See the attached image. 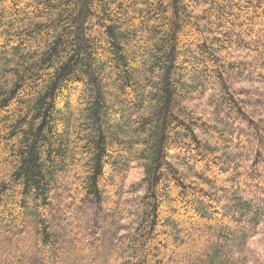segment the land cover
I'll list each match as a JSON object with an SVG mask.
<instances>
[{
	"label": "trees",
	"instance_id": "trees-1",
	"mask_svg": "<svg viewBox=\"0 0 264 264\" xmlns=\"http://www.w3.org/2000/svg\"><path fill=\"white\" fill-rule=\"evenodd\" d=\"M249 69L264 83V0H0V264H250Z\"/></svg>",
	"mask_w": 264,
	"mask_h": 264
},
{
	"label": "rangeland",
	"instance_id": "rangeland-1",
	"mask_svg": "<svg viewBox=\"0 0 264 264\" xmlns=\"http://www.w3.org/2000/svg\"><path fill=\"white\" fill-rule=\"evenodd\" d=\"M251 69L248 70V73L245 75V81L237 83L236 87H243L248 85L250 81H253L256 85L257 90L262 91L264 90V83L259 84L258 83V78L257 75L250 74L256 73L255 71H250ZM249 77V78H248ZM215 90H217L215 88ZM217 103V96H213L211 92H207L206 96L198 101L193 102L192 107L198 112V113H207V114H213L214 113V106ZM260 110L262 111V115L264 116V107H260ZM141 172L138 168H133L130 172L129 180L127 182V189L130 190V194L128 196L132 197L135 195V190L139 184V180L141 177ZM227 189L234 188L235 185L232 183L228 184ZM133 188V189H132ZM259 207L264 208V200H260L258 202ZM89 208H91V205H88ZM91 211L94 213L96 212L95 207L91 208ZM263 220H264V216ZM93 220H97L95 217H91ZM98 222V221H97ZM27 228V226L25 227ZM248 261L250 264H264V222L259 225L257 228V231L254 235H252L249 239L248 243Z\"/></svg>",
	"mask_w": 264,
	"mask_h": 264
}]
</instances>
